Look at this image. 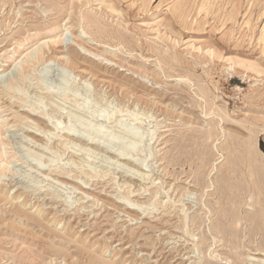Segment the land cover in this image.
<instances>
[{
    "label": "rangeland",
    "instance_id": "1",
    "mask_svg": "<svg viewBox=\"0 0 264 264\" xmlns=\"http://www.w3.org/2000/svg\"><path fill=\"white\" fill-rule=\"evenodd\" d=\"M54 1L0 0V264H257L249 202L226 237L212 206L264 160V74L228 60L264 67V0Z\"/></svg>",
    "mask_w": 264,
    "mask_h": 264
},
{
    "label": "bare ground",
    "instance_id": "2",
    "mask_svg": "<svg viewBox=\"0 0 264 264\" xmlns=\"http://www.w3.org/2000/svg\"><path fill=\"white\" fill-rule=\"evenodd\" d=\"M1 1L3 2V4L4 3L5 4L8 3V0H1ZM45 1L51 2L53 0H45ZM62 2H64V0H55L53 2L55 7L57 8L56 10L58 11V13H65V12L67 13L68 11L70 12V10H71V7H69L70 5L73 8L76 7V5L74 3H70L69 2L68 3L69 6H68V5H63ZM208 4H206V6ZM101 5L106 7L107 9L113 11V12L114 11L117 12V9L113 5H111L110 3L103 2ZM143 5L146 7V4H143ZM203 7H205V6H203ZM203 7H202V9H204ZM79 19L83 20L86 23H93L94 25L97 26L98 29H101V25L102 24L100 22V19H98L97 17H93V16L88 15V14H86V15L82 14ZM6 21H8V20H6ZM2 26L4 27V25H2ZM103 27H105V25ZM27 39H29V38L20 39V40H18V43H20L23 40H27ZM260 40H261V42L264 41V35L261 36ZM207 52L211 56L213 54H217L216 51H214V50H208ZM73 58H74V56L72 58H70L71 61H72ZM67 60L69 61V59H67ZM228 60L232 61L234 64L239 65L242 68H245L247 70H251V71H253V72L257 73V74H261V73L264 74V67L259 62H254V61L251 62V60L249 62L247 60L234 59V58H228ZM121 86H122V84H121ZM30 110L33 111V109H30ZM29 113L32 114L33 112H29ZM25 116L27 118H29L27 116V114H25ZM44 117H40V119L43 118L42 120H44L45 119ZM27 120H29V119H27ZM42 132H44V131H42ZM137 133L138 132H134L133 136L134 137L137 136ZM67 135H68L67 137H72L73 136V134H67ZM102 135H103V129L97 131L93 136L91 135V138H89V139H92L93 141H95L98 138H102ZM232 143H233V141L231 140L229 142V144L226 146V150H230ZM240 150H241V152L240 151L239 152L242 153L241 154V158H240L241 161H238V162L232 161L231 163H229V165L222 172V175L218 179L217 186H216V191L219 192V198H218L217 204H219L220 206H216V205L212 206L213 207L212 208L213 212L217 213V216H218V218H217L218 223L215 226H216V228H218V227L220 228V232L223 233V235L225 237L227 235L234 236V235H236L238 233V226L241 225V222H242V220L244 218L243 215L241 214V211L243 210V203L246 202V201L249 202L250 207L248 209H246L244 212H245V217H246L247 221L251 223V231H254L255 233H258V232L264 233V221L261 218H259V215L261 214V212L264 211V160H263V156H262V153L259 152L255 148V142L254 141L253 142L252 141L251 142L250 141L249 142L248 141L242 142ZM230 152H232V150H230ZM68 173H70V172H68ZM141 175H143V174H141ZM1 177L2 176L0 175V178ZM60 182L64 183L63 181H60ZM70 183H71V180H70ZM64 185H66V182H65ZM66 186L68 187V184ZM71 186H70V188H71ZM204 190H206V189H204ZM3 193L4 192H0V199H2V200L9 199L8 197H5V195ZM21 196H22V193L18 194L17 197H21ZM203 196H204V194H203ZM43 197H46V196H43ZM9 200H11V199H9ZM115 203H117V202H115ZM56 205H58V203ZM176 205H177V203H176ZM38 209L40 210V212H42L44 207L40 208V204H38ZM186 209H185V211L183 213V216H182L183 218L186 217V214H187V210ZM189 209H192V205H191V207H189ZM19 212H23L25 218H28L29 220L33 221V223H37L38 226L41 227L42 229L46 228V226L44 224V220H43V218L41 216L31 215L30 213H26L24 210L18 208L16 210V213L18 214ZM230 222H233V225L228 227L227 225L230 224ZM177 225H178V223H177ZM56 251L60 252L61 249H56ZM254 258L252 260H255L256 262H258L257 264H264V258H261V257L256 258V259H254ZM105 263L104 262H100L99 264H105Z\"/></svg>",
    "mask_w": 264,
    "mask_h": 264
}]
</instances>
